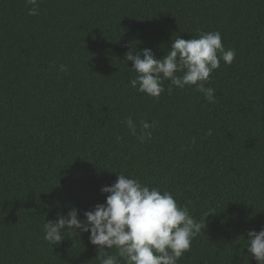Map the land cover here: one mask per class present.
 Returning <instances> with one entry per match:
<instances>
[{"label": "trees", "instance_id": "1", "mask_svg": "<svg viewBox=\"0 0 264 264\" xmlns=\"http://www.w3.org/2000/svg\"><path fill=\"white\" fill-rule=\"evenodd\" d=\"M31 7L0 0V264H99L89 233L62 230L51 245L43 225L71 208L83 220L121 173L168 191L197 220L209 213L177 264H257L244 240L264 228V0ZM216 31L235 58L205 82L214 102L195 86L169 95L167 80L158 99L130 86L129 50L160 59L177 35ZM128 117L138 131L154 123L151 139L130 135Z\"/></svg>", "mask_w": 264, "mask_h": 264}, {"label": "clouds", "instance_id": "2", "mask_svg": "<svg viewBox=\"0 0 264 264\" xmlns=\"http://www.w3.org/2000/svg\"><path fill=\"white\" fill-rule=\"evenodd\" d=\"M27 3L32 6L28 15H38L39 0H27ZM234 58L235 51L225 50L219 31L201 32L198 38L187 41L177 35L170 50L160 59L149 48L129 50L125 55L137 73L130 86L138 92L158 99L165 92L167 80L169 95L172 86L178 89L195 86L209 102H214L215 89L205 87V82L220 67L221 60L231 65ZM59 71L67 72L68 68L62 64ZM125 123L129 134L140 142L151 139L154 123L141 121L139 131L131 117ZM120 139L116 137L117 142ZM115 175L116 181L111 186L101 188V194H106L104 203L84 211L83 220L78 218V210L71 208L67 216L58 215L55 221L44 222V239L56 245L65 239L62 230H69L73 238L89 233L99 264H121V260L124 264H177L190 250L193 238L206 228L209 213L197 220L168 191L150 188L122 173ZM246 235L248 254L257 264H264V228L259 232L250 230ZM111 249L116 250V255L108 254Z\"/></svg>", "mask_w": 264, "mask_h": 264}]
</instances>
